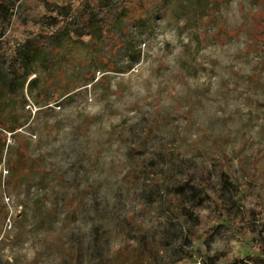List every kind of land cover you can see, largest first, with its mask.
I'll list each match as a JSON object with an SVG mask.
<instances>
[{
  "label": "rangeland",
  "instance_id": "obj_1",
  "mask_svg": "<svg viewBox=\"0 0 264 264\" xmlns=\"http://www.w3.org/2000/svg\"><path fill=\"white\" fill-rule=\"evenodd\" d=\"M79 2L17 0L0 56ZM127 11L0 75V264H264V0Z\"/></svg>",
  "mask_w": 264,
  "mask_h": 264
},
{
  "label": "trees",
  "instance_id": "obj_2",
  "mask_svg": "<svg viewBox=\"0 0 264 264\" xmlns=\"http://www.w3.org/2000/svg\"><path fill=\"white\" fill-rule=\"evenodd\" d=\"M146 0H104L103 4L96 1L80 0L75 8H72L64 16L57 19L54 16H43L48 22L43 28L35 31H27L21 39H15L9 50L0 56V75H11L15 78L22 77L24 82L29 74V63L40 58L47 70L52 69L54 57L61 43L68 37L69 32L75 34H90L94 25L98 24L105 35H108L105 17L112 13L122 19L128 15V7L132 3H144ZM17 0H0V38H2V22L6 15L11 13ZM127 12V13H126ZM56 21H60L57 27H53ZM67 32V35H65ZM95 45L96 42H93ZM136 57L135 59H137ZM49 85H44L40 93H45ZM66 93H69L68 91ZM9 132L15 128L6 127ZM188 182L174 186L177 191L183 190Z\"/></svg>",
  "mask_w": 264,
  "mask_h": 264
}]
</instances>
